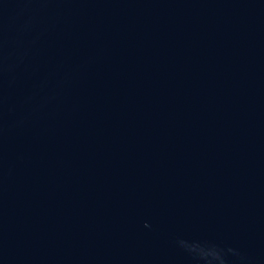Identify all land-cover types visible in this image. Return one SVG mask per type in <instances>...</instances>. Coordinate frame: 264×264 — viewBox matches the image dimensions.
I'll return each mask as SVG.
<instances>
[{
  "label": "water",
  "instance_id": "1",
  "mask_svg": "<svg viewBox=\"0 0 264 264\" xmlns=\"http://www.w3.org/2000/svg\"><path fill=\"white\" fill-rule=\"evenodd\" d=\"M0 264H264V0H0Z\"/></svg>",
  "mask_w": 264,
  "mask_h": 264
}]
</instances>
